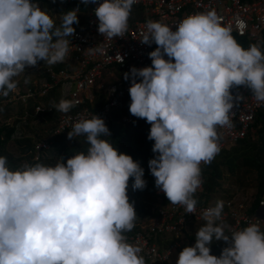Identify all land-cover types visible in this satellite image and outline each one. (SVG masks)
<instances>
[{"label": "clouds", "instance_id": "9594fccd", "mask_svg": "<svg viewBox=\"0 0 264 264\" xmlns=\"http://www.w3.org/2000/svg\"><path fill=\"white\" fill-rule=\"evenodd\" d=\"M80 2L98 4V33L113 40L124 37L138 0ZM79 11L62 14L57 26L38 2L0 0V96L18 93L15 78L39 62L65 61ZM144 28L140 42L156 48L148 53L151 66L123 74L130 82L128 110L150 125L148 169L155 188L171 205L195 214L201 164L219 154L217 129L231 127L234 104L243 99L231 90L244 86L258 106L264 104V51L259 43L242 47L214 10L186 16L175 27L148 20ZM29 82L26 76L24 84ZM77 103L62 98L52 107L67 114ZM110 135L105 121L93 115L72 124L67 139L84 137L88 147L66 162L59 157L54 166L26 162L12 170L0 156V264H146L142 248L126 235L137 219L129 181L133 192L143 191L144 169L105 139ZM223 209L217 201L201 211L205 223L176 264H264V231L249 224L226 234ZM214 241L226 245L219 257L210 254Z\"/></svg>", "mask_w": 264, "mask_h": 264}, {"label": "built area", "instance_id": "2783aa9c", "mask_svg": "<svg viewBox=\"0 0 264 264\" xmlns=\"http://www.w3.org/2000/svg\"><path fill=\"white\" fill-rule=\"evenodd\" d=\"M47 1L50 4L55 3L53 0ZM99 2L102 3L103 0ZM60 3L86 9L81 29L76 31L72 38H68L71 41L70 51L65 61L53 66H48L43 61L39 62L36 69H42L43 82L31 83L30 86L18 90V93H11L7 98L1 96L4 105L15 106L21 110L19 119L22 121L51 112L52 107L42 101L57 85H68L66 99L78 101L75 107L79 110L61 114L33 143L30 151L33 161L49 148L52 139L67 134L77 119H90L96 115L102 118L106 125L110 122L112 112L120 107L130 87V82L124 80L123 74L129 72L133 66L136 68L151 66L148 53L155 44L149 47L140 42L145 31L144 25L148 20L175 27L186 16L214 10L220 18L221 25L231 28L232 35L245 36L257 42L264 33V0H138L132 7L141 9L142 20L129 25L123 38L113 40L105 39L98 33V20L94 15L98 4L85 6L80 0H61ZM241 22L244 27H240ZM95 46L102 47L103 53L90 54L87 51ZM231 91L233 96L239 94L243 99L234 104L230 114L231 127L217 129L220 152L243 140L256 113L264 108V104L258 106L250 90L244 86ZM94 93H100L103 99L98 108L93 104ZM119 122L126 125L130 119L122 116ZM204 165L201 164V170ZM201 179L203 185L202 175ZM201 189L202 187L195 196ZM153 195L155 217L139 225L138 230L127 235V238L129 243L142 248L141 255L144 256L146 264H168L176 255V251L183 246L182 237L187 225L190 222L205 223L201 219V211L210 205H197L195 214H187L182 207L171 205L158 189ZM262 202L264 197H260L255 212L250 215L246 213L241 203L224 201L222 222L225 223L226 231L231 233L249 224H258L264 231V218L260 217L264 213ZM163 238H169L170 243L166 247L162 246Z\"/></svg>", "mask_w": 264, "mask_h": 264}, {"label": "trees", "instance_id": "16d2710c", "mask_svg": "<svg viewBox=\"0 0 264 264\" xmlns=\"http://www.w3.org/2000/svg\"><path fill=\"white\" fill-rule=\"evenodd\" d=\"M57 1L60 2L61 0ZM33 2H38L41 9L46 11L47 13L50 11V5L52 4H50V2H48L47 0H33ZM64 6L65 11H69L71 10V8L76 9L78 7L74 5ZM79 9L80 11L78 14L84 16V18L83 20H81L82 24L81 22H79L78 24L73 25L76 31L81 29L85 20L86 13L85 8L79 7ZM140 20H142L141 9L132 7L128 26L131 25L134 21ZM57 26H59V24ZM233 36L237 40V42L245 49H247L250 44L259 43L261 45L262 51H264V33L260 35L257 42L251 41L245 36ZM155 48L156 45L152 49V51L155 50ZM37 72H39V78L44 80L42 69L38 70ZM60 88L61 85H57L52 88L43 98L42 102L45 105L52 107L53 102L58 103L60 99H66V96L61 98ZM102 100V96L99 93H94L93 104L95 108L99 107ZM129 104L130 97L128 93L122 99L120 107L112 112L110 122L106 125L109 128L111 135L110 137L105 138L114 147H116L119 152L130 155L134 159V161H138L140 163V166L144 169L145 173L143 178L147 182L146 188L143 191L138 190L133 192L131 189L132 180L130 179L129 181L128 195L130 201L134 202L137 219L135 221V228L131 232L126 233V235L132 234L137 231L138 226L145 223L144 220L147 219L146 221H148L149 219L155 217V209L151 208L150 211L144 210L143 205L140 202L143 201V199H149L153 201V194L156 190L154 177L151 176L148 169V161L153 158L151 149L154 143L153 141H149L147 139L150 131V125L143 119H137L133 117L128 110ZM263 109L264 108L260 109L256 113L251 126L243 140L239 141L232 147L219 152V154L215 157L211 164L203 166L201 170V175L203 177L202 189L201 192L195 196V198L198 200L197 205L208 204L210 206H215L217 201L214 200L212 196L215 191L220 189V180L224 172L228 176L233 177L240 176L242 172L249 171L254 172L256 176V195L254 196L253 202L251 203L250 207L245 211L250 215L255 212L260 197H264V120L262 119L264 113L261 111ZM77 110H79V108H76L74 112H76ZM70 111L68 113H73ZM19 112L21 115V110ZM56 112L57 111L52 107L50 113H42L38 116L45 121H56ZM54 116L55 119H53ZM122 116L128 117L130 119V122L126 125L120 124L119 119ZM13 136V126H0V156L7 157L9 161V167L12 170L17 169L19 166L26 162L29 164L40 162L45 165L54 166L59 162V157H63L66 162V160L72 155L76 154L79 151H86L88 147V145L85 143L84 137H76L75 140H68L67 134H63L52 139L49 148L41 152L38 156V159L33 161L30 151L33 147V143L37 141L41 136H39L33 143L23 136L14 139L15 145L17 146L19 151V156L16 159L17 161H19V163L16 164V160H13L9 155L3 154L4 152L2 150V146L9 142L13 138ZM223 224L225 225V223ZM203 225L204 223L202 222H190L187 225L186 231L184 233L185 240L187 241L186 246H193L195 244V232ZM225 233L230 234L226 231V229ZM161 241L163 247H166L170 243L169 238H163ZM225 246L226 245L223 241H214L210 246V254L219 257L222 248ZM182 249L183 248L181 247L179 250L182 251Z\"/></svg>", "mask_w": 264, "mask_h": 264}, {"label": "rangeland", "instance_id": "374dc122", "mask_svg": "<svg viewBox=\"0 0 264 264\" xmlns=\"http://www.w3.org/2000/svg\"><path fill=\"white\" fill-rule=\"evenodd\" d=\"M73 10V8H71ZM65 6L55 0V3L50 5V11L48 14L52 17V19L55 21L56 25H60L62 14L66 13ZM84 16L78 14L79 22L83 20ZM82 24V22H81ZM29 79V83L26 85L24 84V79ZM18 81V89L21 90L24 87L30 86L31 83H37L40 84L44 80L39 78V72H37V69L35 67H30L26 69L24 74H21L20 76L15 78ZM68 85H61L60 88V96L65 97L66 92L68 90ZM100 94V93H99ZM101 95V94H100ZM28 110H30V106L28 107ZM76 108H72L70 112H74ZM20 109L15 106H7L4 105L2 102V98L0 96V126H13L14 128V136L13 138L7 142L4 146H2L3 154L9 155L12 157L13 160H16L19 156V151L17 146L15 145L14 139H17L19 137H26L29 139L32 143L42 135L43 131L47 129L48 127L52 126L55 122L52 121H45L44 119H41L39 116L28 118L24 121L19 120L20 115ZM264 113V109L261 110ZM61 114L60 112H56V119ZM55 116L53 119H55ZM55 119V120H56ZM264 120V116L262 118ZM19 161L16 160V164H18ZM220 189L215 191L212 198L216 201H226L227 199H231L234 203H241L245 209H248L253 202V198L256 195V189L255 186L257 184L256 176L254 172H242L240 176H228L225 172L222 175V178L220 180ZM143 205L144 210H149L154 208V202L149 199H143V201L140 202ZM147 220V219H146ZM144 220V222H146ZM188 234V231H187ZM182 243L184 248L187 245V241L185 240V236L182 237ZM179 250V249H178ZM176 251V255L171 258L168 264H176V260L178 258V255L180 253L179 251Z\"/></svg>", "mask_w": 264, "mask_h": 264}, {"label": "water", "instance_id": "95a60500", "mask_svg": "<svg viewBox=\"0 0 264 264\" xmlns=\"http://www.w3.org/2000/svg\"><path fill=\"white\" fill-rule=\"evenodd\" d=\"M261 218H264V213L260 215Z\"/></svg>", "mask_w": 264, "mask_h": 264}, {"label": "bare ground", "instance_id": "6f19581e", "mask_svg": "<svg viewBox=\"0 0 264 264\" xmlns=\"http://www.w3.org/2000/svg\"><path fill=\"white\" fill-rule=\"evenodd\" d=\"M37 68V67H36ZM38 71V70H37ZM246 210V209H245ZM247 213V212H246Z\"/></svg>", "mask_w": 264, "mask_h": 264}]
</instances>
